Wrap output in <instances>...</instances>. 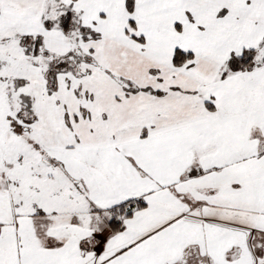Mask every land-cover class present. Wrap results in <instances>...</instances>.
Returning <instances> with one entry per match:
<instances>
[{"label": "snow or ice", "instance_id": "6c2138e0", "mask_svg": "<svg viewBox=\"0 0 264 264\" xmlns=\"http://www.w3.org/2000/svg\"><path fill=\"white\" fill-rule=\"evenodd\" d=\"M0 264H264V0H0Z\"/></svg>", "mask_w": 264, "mask_h": 264}]
</instances>
